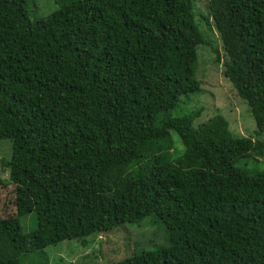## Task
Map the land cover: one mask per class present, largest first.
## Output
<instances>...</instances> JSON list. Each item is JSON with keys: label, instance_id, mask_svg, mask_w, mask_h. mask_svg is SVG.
Wrapping results in <instances>:
<instances>
[{"label": "trees", "instance_id": "trees-1", "mask_svg": "<svg viewBox=\"0 0 264 264\" xmlns=\"http://www.w3.org/2000/svg\"><path fill=\"white\" fill-rule=\"evenodd\" d=\"M201 2L253 136L181 111L210 46ZM2 140L0 264H49V246L152 216L168 247L112 264H264V171L248 167L264 158V0H0Z\"/></svg>", "mask_w": 264, "mask_h": 264}, {"label": "rangeland", "instance_id": "rangeland-1", "mask_svg": "<svg viewBox=\"0 0 264 264\" xmlns=\"http://www.w3.org/2000/svg\"><path fill=\"white\" fill-rule=\"evenodd\" d=\"M204 3H198L197 19L205 31L210 46H200V57L197 78L201 82V93L189 105L181 104L182 113H188L197 107H202L196 125L206 122L213 116L222 115L230 125L233 134L250 137L257 130L256 122L249 112L245 102L241 101L233 86L225 79L224 61L220 39L216 30L206 27L200 16L208 14L203 12ZM213 48L221 53L220 63H216ZM243 102V103H242ZM12 144L9 140L0 141V217L8 214L15 207L14 204L6 206L13 200L12 190L14 184L9 179V172L2 169L1 162L10 160ZM251 171H264V158L259 162H249ZM10 204V203H9ZM36 215L31 214L22 220L24 233H33L37 227ZM168 233L165 225L156 217H148L139 223L120 226L110 233H103L86 240H67L46 249L49 255V264H112L124 261L136 254L168 247Z\"/></svg>", "mask_w": 264, "mask_h": 264}]
</instances>
